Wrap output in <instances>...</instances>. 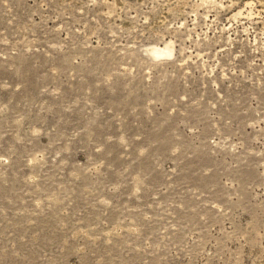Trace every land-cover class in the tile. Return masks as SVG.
<instances>
[{
  "label": "rangeland",
  "instance_id": "rangeland-1",
  "mask_svg": "<svg viewBox=\"0 0 264 264\" xmlns=\"http://www.w3.org/2000/svg\"><path fill=\"white\" fill-rule=\"evenodd\" d=\"M0 264H264V0H0Z\"/></svg>",
  "mask_w": 264,
  "mask_h": 264
}]
</instances>
